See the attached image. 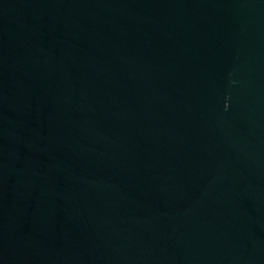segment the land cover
Masks as SVG:
<instances>
[{
    "label": "water",
    "instance_id": "95a60500",
    "mask_svg": "<svg viewBox=\"0 0 264 264\" xmlns=\"http://www.w3.org/2000/svg\"><path fill=\"white\" fill-rule=\"evenodd\" d=\"M0 264H264V0H0Z\"/></svg>",
    "mask_w": 264,
    "mask_h": 264
}]
</instances>
